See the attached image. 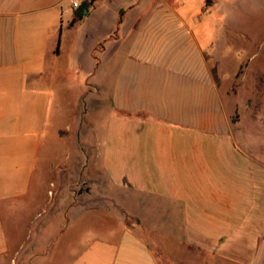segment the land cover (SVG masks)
<instances>
[{
    "label": "crops",
    "instance_id": "1",
    "mask_svg": "<svg viewBox=\"0 0 264 264\" xmlns=\"http://www.w3.org/2000/svg\"><path fill=\"white\" fill-rule=\"evenodd\" d=\"M203 1L0 0V264H264V144Z\"/></svg>",
    "mask_w": 264,
    "mask_h": 264
},
{
    "label": "rangeland",
    "instance_id": "2",
    "mask_svg": "<svg viewBox=\"0 0 264 264\" xmlns=\"http://www.w3.org/2000/svg\"><path fill=\"white\" fill-rule=\"evenodd\" d=\"M202 13L226 21L230 44L220 66L227 78L219 80V90L234 125L248 133L249 142L264 144V0H204ZM170 222L181 236V215H171ZM90 223L93 229L111 219L98 215Z\"/></svg>",
    "mask_w": 264,
    "mask_h": 264
},
{
    "label": "trees",
    "instance_id": "3",
    "mask_svg": "<svg viewBox=\"0 0 264 264\" xmlns=\"http://www.w3.org/2000/svg\"><path fill=\"white\" fill-rule=\"evenodd\" d=\"M90 7H91L90 3H84L81 7L76 9L75 20L76 18L83 17L90 10Z\"/></svg>",
    "mask_w": 264,
    "mask_h": 264
},
{
    "label": "built area",
    "instance_id": "4",
    "mask_svg": "<svg viewBox=\"0 0 264 264\" xmlns=\"http://www.w3.org/2000/svg\"><path fill=\"white\" fill-rule=\"evenodd\" d=\"M93 0H71V5L74 9H78L84 3H90L92 5Z\"/></svg>",
    "mask_w": 264,
    "mask_h": 264
}]
</instances>
